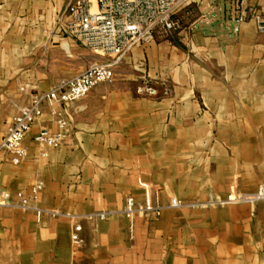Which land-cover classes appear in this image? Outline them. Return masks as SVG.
Masks as SVG:
<instances>
[{
	"label": "crops",
	"instance_id": "obj_1",
	"mask_svg": "<svg viewBox=\"0 0 264 264\" xmlns=\"http://www.w3.org/2000/svg\"><path fill=\"white\" fill-rule=\"evenodd\" d=\"M71 1L0 0V145L36 93L105 60L64 31ZM254 14L264 18V0H196L181 30L134 47L112 82L69 107L56 148L33 140L57 130L44 104L27 159L14 164L0 150L11 204L0 206V264H264V200L212 203L264 186V33ZM145 79L157 96L137 92ZM37 182L35 204L64 215L15 206ZM129 197L163 210L131 218Z\"/></svg>",
	"mask_w": 264,
	"mask_h": 264
},
{
	"label": "built area",
	"instance_id": "obj_2",
	"mask_svg": "<svg viewBox=\"0 0 264 264\" xmlns=\"http://www.w3.org/2000/svg\"><path fill=\"white\" fill-rule=\"evenodd\" d=\"M196 0H72L64 11V31L71 38L89 49L92 53L104 57L105 60L89 65L82 72L71 78L62 80L48 91L38 92L33 96L32 103L23 106L13 118L0 145V150L10 155V161L20 164L27 159L28 149L25 139L29 135L35 121L43 115V105L52 108L57 130L42 129L34 136L40 147L56 148L63 144L70 133L72 115L69 107L85 97L94 87L101 83L112 82L115 77L114 68L136 46L153 43L158 37H168L183 28V18L191 13ZM257 29L264 33V18L259 14L252 16ZM247 15L240 12L235 18L234 31L240 30L246 22ZM137 92L142 95L157 96L158 90L150 79H145ZM62 110H55V106ZM42 182H37L29 196L18 192L19 203L15 206L26 211H34L38 216L50 214L62 216L58 210H47L38 207L35 202L42 189ZM3 199L0 206L11 205L9 193L0 192ZM264 200V186L261 185L253 193L228 194L225 199L213 201V204H255ZM14 206V205H13ZM172 207H182L177 200H171ZM163 206L147 204L136 207L134 199L129 197L125 214L133 217L135 213L161 214ZM69 216V215H67ZM104 217V214H101ZM75 218V217H72ZM81 226L75 225L73 237L75 251L81 246L78 232Z\"/></svg>",
	"mask_w": 264,
	"mask_h": 264
}]
</instances>
